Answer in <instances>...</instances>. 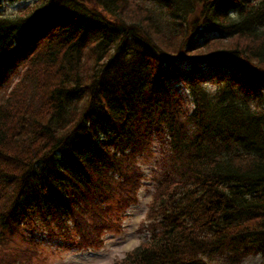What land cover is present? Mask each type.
I'll use <instances>...</instances> for the list:
<instances>
[{"label":"trees","instance_id":"obj_1","mask_svg":"<svg viewBox=\"0 0 264 264\" xmlns=\"http://www.w3.org/2000/svg\"><path fill=\"white\" fill-rule=\"evenodd\" d=\"M154 142L146 236L116 264H264V0L0 14V264L97 248Z\"/></svg>","mask_w":264,"mask_h":264},{"label":"rangeland","instance_id":"obj_2","mask_svg":"<svg viewBox=\"0 0 264 264\" xmlns=\"http://www.w3.org/2000/svg\"><path fill=\"white\" fill-rule=\"evenodd\" d=\"M36 0H6L0 3L1 15H16L22 9ZM181 67L187 70V61L181 62ZM209 69V68H208ZM213 87L212 83L208 84ZM4 93V92H3ZM162 146L154 142L153 156L144 161H139L146 174L144 183L138 190V202L126 209L120 210L119 223L116 228H110L104 231L102 242L97 248H68L58 246L56 242L47 240L43 244L42 258H38L32 264H116L125 255V253L136 246L145 236L146 233L140 231V221L145 217L147 204L150 200L151 188H153V177L150 173L153 163L155 162L158 151ZM261 260L259 255H252L245 259L248 264H254Z\"/></svg>","mask_w":264,"mask_h":264},{"label":"clouds","instance_id":"obj_3","mask_svg":"<svg viewBox=\"0 0 264 264\" xmlns=\"http://www.w3.org/2000/svg\"><path fill=\"white\" fill-rule=\"evenodd\" d=\"M193 107H194V105H193Z\"/></svg>","mask_w":264,"mask_h":264}]
</instances>
